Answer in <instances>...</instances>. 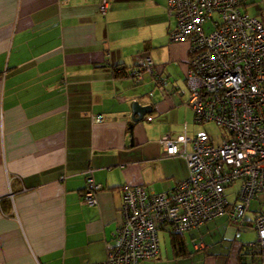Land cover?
I'll list each match as a JSON object with an SVG mask.
<instances>
[{
	"label": "crops",
	"instance_id": "1",
	"mask_svg": "<svg viewBox=\"0 0 264 264\" xmlns=\"http://www.w3.org/2000/svg\"><path fill=\"white\" fill-rule=\"evenodd\" d=\"M102 1L0 0V264H100L115 244L124 186L163 193L188 177L186 161L161 145L184 130L190 57L188 43L169 41L168 0H107L105 16ZM147 55L166 92L149 74H116ZM136 101L152 107L140 122ZM90 169L103 187L96 207L82 203ZM185 245L178 256L161 241L159 256L139 264H242L240 243L227 261H194Z\"/></svg>",
	"mask_w": 264,
	"mask_h": 264
},
{
	"label": "built area",
	"instance_id": "2",
	"mask_svg": "<svg viewBox=\"0 0 264 264\" xmlns=\"http://www.w3.org/2000/svg\"><path fill=\"white\" fill-rule=\"evenodd\" d=\"M241 0H168L167 12L175 18L171 44L188 43L185 84L181 105L186 120L180 134L166 135L161 145L167 157H182L188 177L172 191L158 193L147 186L122 189V220L115 244L100 264H139L156 259L160 233L185 234L227 212L241 225L254 201L259 202L252 223L256 239L242 244V264H264V0L256 15L245 12ZM105 16L109 2L103 0ZM117 75L139 82L149 74L162 92L168 81L150 56L134 67H120ZM188 116L195 126L214 123L227 131L219 144L205 131L190 133ZM104 117H94V123ZM239 183L235 201L227 189ZM103 189L86 172L82 203L98 205Z\"/></svg>",
	"mask_w": 264,
	"mask_h": 264
},
{
	"label": "rangeland",
	"instance_id": "3",
	"mask_svg": "<svg viewBox=\"0 0 264 264\" xmlns=\"http://www.w3.org/2000/svg\"><path fill=\"white\" fill-rule=\"evenodd\" d=\"M248 3H252L245 9V12L249 15H256L261 8L260 0H247ZM199 131H205L213 137L216 144L222 141V137L227 136V131L217 126L214 123H208L200 126L191 128V133ZM240 184H235L232 188L227 189L229 199L231 202L235 201V194L239 191ZM259 207V202L254 201L251 205V210L245 215V221L241 225L232 224L229 213L227 212L224 216L210 221L199 229L192 230L185 234L186 243L189 252H191L195 258L194 261H199L200 257H213L219 258L223 261H227L231 247L235 243L246 244L256 239V233L253 229L252 223L256 209ZM160 238L163 247H171V236L167 233L161 232ZM195 245L199 246L200 249H195ZM205 246V248H204Z\"/></svg>",
	"mask_w": 264,
	"mask_h": 264
},
{
	"label": "trees",
	"instance_id": "4",
	"mask_svg": "<svg viewBox=\"0 0 264 264\" xmlns=\"http://www.w3.org/2000/svg\"><path fill=\"white\" fill-rule=\"evenodd\" d=\"M123 67L125 68H129V67H125L123 65L121 66H117L115 67V72L120 68ZM119 77H122L121 75H118ZM130 130H132V127H130ZM190 232V231H189ZM188 233V232H187ZM169 234V233H168ZM186 234V233H185ZM171 236V242L172 245L174 247L175 253L178 256L184 255V254H188L187 248H186V243H185V238H184V234L179 235V234H170Z\"/></svg>",
	"mask_w": 264,
	"mask_h": 264
},
{
	"label": "water",
	"instance_id": "5",
	"mask_svg": "<svg viewBox=\"0 0 264 264\" xmlns=\"http://www.w3.org/2000/svg\"><path fill=\"white\" fill-rule=\"evenodd\" d=\"M133 115L135 121H142L149 113L152 112L151 106H142L139 102H134L132 104Z\"/></svg>",
	"mask_w": 264,
	"mask_h": 264
}]
</instances>
